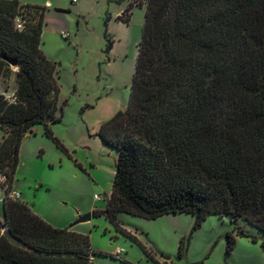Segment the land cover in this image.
Masks as SVG:
<instances>
[{"label":"trees","instance_id":"1","mask_svg":"<svg viewBox=\"0 0 264 264\" xmlns=\"http://www.w3.org/2000/svg\"><path fill=\"white\" fill-rule=\"evenodd\" d=\"M136 5L145 7L127 106L96 133L116 153L111 191L90 216L134 241L118 214H188L193 229L226 216L227 255L236 237L256 241L237 221L261 234L264 250V0ZM130 8L116 20L127 23ZM45 10L0 0V83L15 82L14 102L0 94V171L10 188L34 127L62 149L50 129L60 121L57 64L40 51ZM98 255L86 235L52 227L19 199L1 203L0 264H93Z\"/></svg>","mask_w":264,"mask_h":264},{"label":"rangeland","instance_id":"2","mask_svg":"<svg viewBox=\"0 0 264 264\" xmlns=\"http://www.w3.org/2000/svg\"><path fill=\"white\" fill-rule=\"evenodd\" d=\"M17 1L46 9L40 51L57 64L60 121L50 129L62 147L44 135L42 126L22 139L12 181L19 200L52 227L86 235L91 250L101 254L93 264H153L165 258L173 264H264L261 234L241 221L237 224L256 241L236 237L226 254L224 235L232 230L226 216L209 215L193 229L188 214L155 220L118 214L119 225L135 241L103 217L78 222L104 209L111 191L116 153L102 146L96 133L127 106L145 6L136 5L141 0ZM129 6L128 22L116 20ZM12 92L11 85L0 83L1 95ZM117 248L124 251L120 258L113 256Z\"/></svg>","mask_w":264,"mask_h":264},{"label":"built area","instance_id":"3","mask_svg":"<svg viewBox=\"0 0 264 264\" xmlns=\"http://www.w3.org/2000/svg\"><path fill=\"white\" fill-rule=\"evenodd\" d=\"M77 0H70V4H74L76 3ZM14 26L17 30H22L23 28V20L20 16L16 17L14 20ZM62 37H64L63 34H61ZM3 95V94H2ZM4 99L10 103L14 102V96H13V92L12 94H10L9 96H5L3 95ZM0 191H1V195H0V204L5 201V200H17L20 198V194L16 191H14L12 189V187L10 188L6 182V178L5 175L0 171ZM124 253V251L122 249H115L113 252V256L115 258H120L122 256V254Z\"/></svg>","mask_w":264,"mask_h":264},{"label":"crops","instance_id":"4","mask_svg":"<svg viewBox=\"0 0 264 264\" xmlns=\"http://www.w3.org/2000/svg\"><path fill=\"white\" fill-rule=\"evenodd\" d=\"M19 3V2H18ZM20 5H23V4H21V3H19ZM4 82H7L9 85H11L12 86V89L14 90L15 89V82H14V78L13 77H11V78H9L7 81H4ZM32 133H33V130H32ZM32 133H30V134H32ZM27 135V134H26ZM25 135V136H26ZM24 136V137H25ZM23 137V138H24ZM21 146V145H20ZM11 187H12V185H11ZM127 231V230H126ZM72 232H74V231H72ZM128 232V231H127ZM75 233H79V231H75ZM129 234H131L132 235V233L129 231L128 232ZM80 234V233H79ZM134 235H135V233H134ZM133 236V235H132ZM163 261H160L159 263H162Z\"/></svg>","mask_w":264,"mask_h":264},{"label":"water","instance_id":"5","mask_svg":"<svg viewBox=\"0 0 264 264\" xmlns=\"http://www.w3.org/2000/svg\"><path fill=\"white\" fill-rule=\"evenodd\" d=\"M89 218H90V214H88V215H86V216L80 218V219L78 220V222L88 220ZM167 259H168V258H165V261H166Z\"/></svg>","mask_w":264,"mask_h":264}]
</instances>
